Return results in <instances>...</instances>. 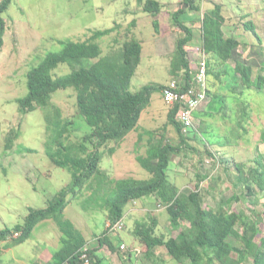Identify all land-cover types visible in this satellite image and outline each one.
I'll list each match as a JSON object with an SVG mask.
<instances>
[{"label": "trees", "instance_id": "1", "mask_svg": "<svg viewBox=\"0 0 264 264\" xmlns=\"http://www.w3.org/2000/svg\"><path fill=\"white\" fill-rule=\"evenodd\" d=\"M13 1H0V53L5 46L8 30L5 14ZM201 10L200 0H184L172 13L173 28L182 31L172 59L171 73L174 78L183 80L185 89L190 86L195 71L189 50L195 43L198 24L202 29L200 45L208 54L209 80L211 76L217 80L224 77L231 87L239 84L234 87L236 90H264V52L247 49L246 43L226 34L222 5L216 4L205 11L201 19L191 17V12ZM143 11L153 17L155 30L160 33L161 23L157 18L163 12V4L158 0H146ZM190 21L193 23L190 24ZM245 28L262 41L254 23H247ZM114 31V28L91 31L86 41L62 40V51L50 53L27 74L28 94L17 100L20 112L23 115L37 110L46 112V154L55 166L67 170L72 180L49 201L46 208H30L23 224L1 230L0 244L10 242L7 249L25 244L33 238L41 223L50 220L63 234L62 247L51 264H65L67 261L83 264L80 257L89 242L66 218V210L74 198L90 192L91 196L86 197L84 203L93 206V209H106L111 224L123 219L127 207L135 201L155 197L157 205L167 206L165 211L172 234L157 233L159 222L156 215H150V220L138 223L135 237L141 244L138 248L142 249L140 254L134 251L138 259L153 261L156 251L164 248L176 264H247L251 261L252 264H264V208L260 213L253 211L252 215L232 211L230 206L241 201L240 196L210 206L203 197L207 191L181 192L177 183L171 180L174 158L191 149V141L200 137L199 127L184 133L185 127L177 119V107L170 109L164 131L172 126L179 136V143L169 139L167 132L145 133L150 137L147 153L137 156V161L150 174V179L115 180L102 169L105 156L113 155L129 134L139 129L144 111L152 105L154 95L164 88L148 85L138 92L132 91L133 80L142 63L143 44L131 39L119 51L104 55L100 41ZM63 65L70 68V73L57 76L55 72ZM220 65L224 67L223 73L216 72V66ZM68 89L75 91L78 115L91 128V132L79 144L70 141L73 123L66 120L62 111L52 104L57 92ZM19 136L17 133L9 137L6 151L13 150ZM142 139L143 135H140L139 142ZM20 150L22 153L36 152L26 147ZM233 170L239 181L236 188L244 186L245 196L264 193L263 154L258 156L254 167L249 170L244 164H235ZM16 233H20L18 238L13 237ZM110 237L107 228L98 238L97 247L89 245L87 253L93 264H103L104 259L98 255L103 248L126 254L132 250L127 245L126 250L118 249Z\"/></svg>", "mask_w": 264, "mask_h": 264}, {"label": "rangeland", "instance_id": "2", "mask_svg": "<svg viewBox=\"0 0 264 264\" xmlns=\"http://www.w3.org/2000/svg\"><path fill=\"white\" fill-rule=\"evenodd\" d=\"M145 1H13L9 11L5 14L8 23L7 47L0 60V231L23 224L30 208H46L49 201L72 180L71 174L55 166L46 154V112L37 110L23 115L17 103L18 99L28 94L27 74L39 66L50 53L62 51L63 45L60 41L68 39L86 41L91 36V31L114 28L115 31L111 36L100 41L104 55L119 51L124 43L131 39L139 40L143 44L142 63L133 80V92H138L148 85L165 86L174 79L171 73L172 59L177 40L182 36V31L173 28L171 24L172 13L178 7L177 0H163L168 12H164L160 17V33L155 30L153 17L143 11ZM214 1L205 0L201 6L214 4ZM254 1L258 4L260 0ZM206 6L205 9H207ZM225 11L227 17L234 14L231 10L225 9ZM204 12L201 10L197 13V17L201 19ZM236 22L241 24L238 19ZM260 26L262 28L260 35L263 38L264 23L260 22ZM247 35L249 37L245 39L247 49L252 48L250 46L252 41L256 51L264 52V38L260 41L252 33ZM198 45L200 42L194 43L193 47ZM70 71L68 66L63 65L55 73L57 76H64ZM216 72L223 73L224 67L216 66ZM257 74L258 69L255 76ZM224 79V77L221 80H217L214 76L210 77V98L214 97L218 101L212 106V110H218L220 104L222 108L219 110L223 115L225 114L227 120L215 116L219 115L215 112L211 114L214 116L212 119L211 116H203L197 122L200 129L199 139L191 141V149L174 158L170 170L171 180L177 183L181 192L204 184L207 194L203 197L206 204L210 206H215L219 199H229L236 193L243 192L244 186L239 189L233 187L236 180L227 176L225 171L214 174L212 176L214 179L204 178L207 171L203 168L204 161L210 160L213 152H218L225 160L224 166L244 164L246 170H249L250 167H254L258 156L260 157L261 152L258 151V146L263 144V91L256 89L244 91L241 88L236 90L234 87H238L239 84L232 85L239 95V100L235 101V92L228 89V83L226 84ZM154 97L152 105L143 113L139 129L129 134L126 140L117 147L116 152L113 155H106L102 161L101 167L105 172L107 171L111 179H150V174L137 161V156H144L147 153L150 137L145 135L146 131H156L157 134L167 132L166 136L169 139L179 143V136L172 126L164 131L168 123L170 108L164 103L162 92L156 93ZM52 104L62 111L66 120L73 123L70 141L75 144L81 143L84 137L91 132V128L78 115L75 91L68 89L57 92ZM247 116L250 118L247 119ZM213 129L219 134L218 132L210 133L204 138L203 135ZM17 133L20 138L16 140L13 150L6 151L5 146L9 137ZM140 135H143L141 142H139ZM216 136L224 138L223 146L227 145V142L229 146L224 148L215 146L213 141ZM206 139L211 143L206 142ZM24 147L36 152L31 154L20 152V149L23 150ZM89 194L90 192H87L86 195L83 194L71 201L66 210V218L71 220L82 233H85L88 239L93 240L95 236H102L109 221L106 209H93L91 208L93 206L84 203L85 198L91 196ZM246 200L244 197L243 200L234 202L230 209L245 212L247 215H252L253 211L257 213L263 211L261 207L253 206L249 202L251 200ZM86 206L89 208L87 209ZM139 207L142 209L141 215H166L169 219L165 210H158L157 203L150 207V211H144L143 206ZM62 237L63 234L53 221L43 222L36 228L33 238L25 244L12 246L9 249L7 247L10 242L0 244V264H34L36 257L40 254H44L52 261L56 252L62 247ZM128 237V233L124 230L115 238L113 237V241L119 247L121 240L127 241ZM136 249L142 250L141 248ZM100 257L105 258L103 255ZM116 257L117 255H115V261L118 263ZM147 262V264L150 263L149 260ZM103 263L109 264L107 261ZM135 263L141 264L134 261ZM151 263L154 264V261L151 260ZM175 263V260H172L171 264Z\"/></svg>", "mask_w": 264, "mask_h": 264}, {"label": "crops", "instance_id": "3", "mask_svg": "<svg viewBox=\"0 0 264 264\" xmlns=\"http://www.w3.org/2000/svg\"><path fill=\"white\" fill-rule=\"evenodd\" d=\"M158 1H160L163 4V12H162V14L164 12H168V10L166 8V5L163 3L164 1L163 0H158ZM228 1H229L228 3L225 0H216V1H214L215 5L216 4H220V5L223 6V14H224V16L227 19L226 23H225V26H224V30H225V32H226V34L228 36L236 37L237 39H239L243 43L247 44L245 39H249L247 34L251 33V32H248L246 30V28H245L247 23H249V22L254 23L256 25V27H257L258 34L259 35L261 34L260 32H261L262 28L260 26V22L264 23V3H263V0H260L258 4H256V2L254 0H228ZM204 2H205V0L201 1V4L204 3ZM214 4H211V3L210 4H205L204 6H202V10L203 11L210 10V9L215 7ZM205 6L207 7V9H205ZM230 7H232V8L230 9ZM225 9L226 10H231L232 13L234 12V14L230 15V16L228 15V17H227V13H226ZM197 13H199V12H191L190 15H191V17H195L196 18L197 17ZM146 14H148V13H146ZM161 15L157 18L159 21H160ZM237 19H238V21L241 22V24H238L236 22ZM228 20H229V22H228ZM160 23H161V21H160ZM192 23L193 22L190 21V24H192ZM199 27H198L199 30L197 29L198 33L196 31V35H195L196 36L195 37V41H196L195 43L196 44L201 42L202 29L199 28ZM7 36H8V31H7V33L5 35V46H4L3 50H2V52L0 53V60H1L2 54L4 53V50L7 47V41H6ZM263 38H262V41H263ZM250 43H249L250 46L253 48L254 43L252 41ZM227 85H228V89H232L233 90L232 92H235L233 87L230 86V83H228ZM220 90L223 91L224 89L220 88ZM261 91H263V93H264V90H261ZM238 96H239L238 93L235 92V98H234L235 101H236V99L239 100ZM227 97H228V95H227ZM234 99H233V101H234ZM153 101H154V99H153ZM223 101H224V99L222 100V102ZM217 102H218L217 99L212 97L210 102H209V104H208V106L204 110L200 111L197 114V122H199V120L201 118H203V116H211V119H212L214 117L213 115H211L213 112H215L216 114H219V115H215V116L220 117V119L227 120V118L225 117V114L223 115L222 112H220V110H219L220 108H222V106H220V104H219L218 110H216V111L212 110V106L215 103H217ZM207 113H209V114H207ZM249 118L250 117L247 116V119H249ZM209 128H210V126L208 127V129ZM217 132H218L217 130L213 129L211 131H208L207 134H204L203 136H204V138H206L205 137L206 135H209L210 133H217ZM218 134H219V132H218ZM222 140L224 141L223 137L216 136L214 138L213 143L215 144V146H217V147L219 146L220 148L228 147L229 146L228 142H227V145L225 144L223 146ZM205 141L208 142V143H211L207 139ZM258 151L261 152L259 154H263L264 155V144L258 146ZM234 163H235V161H234ZM234 165H231L229 167L225 166L224 171L226 172V175L229 176L232 180L233 179L236 180L235 183L233 184V187L236 188V185L239 183V181H238V176L236 174V171L233 170V166ZM240 188H242V187L240 186ZM235 196H240L241 200H243V198L245 197V200L246 199L247 200H251L249 202H251L253 206L261 207V209L264 208V193L257 194L256 196H245L244 191L243 192L241 191V192L236 193L233 197H231L229 199H219V201H228V200L234 198ZM154 204H156V198L155 197L145 198L143 200L135 201V202H132L131 204H129V206L127 207V210H126L125 217H124L125 218V222L128 223V224H126L127 225L126 232L128 233L129 237H128L127 241L121 240V244H120L119 247H121L122 244H125L128 247H132V250L128 254H126V253H120V252L113 253L109 249L103 248L99 252L98 255H100V254L103 255V258L105 257L104 261L109 262V264H134V261H136L138 263H141V264H147L148 263L147 260H145V259H142V258L138 259L137 256L134 254L135 248H138V247L141 246L139 240L135 237V231L137 229L138 223H144V222H146V221L151 219L150 215H141L142 209H140L139 206H143L144 207V211H150V209H151L150 207H152V205H154ZM137 213L140 214V215H135ZM165 216L166 215H156L157 220L159 222L157 233L158 234L169 235V234H172L171 233V223L169 222V219L167 218V216L166 217ZM110 224H111L110 222L107 223V228L109 227ZM83 234H84L85 238L88 240L90 247H97V241H98L99 237L95 236V238L93 240H91V239H88L86 237L85 233H83ZM116 236H118V235H111L110 238L112 239V241L114 240L113 237L115 238ZM89 245H88V247H89ZM115 245L119 249L118 245L117 244H115ZM39 251H42V250L39 249ZM115 255H117L116 258H118L117 259L118 263L115 261ZM36 258H37L36 261H35L36 264L37 263H40V264H51L52 261H53V260L51 261L48 258H46V256L44 254H40ZM172 260L173 259L168 255L166 249H164V248H159L156 251V254H155L154 259H153L154 264H155V262H156V264H171ZM149 264H152L151 261H150ZM212 264H216V262L212 263ZM247 264H251V263L249 262Z\"/></svg>", "mask_w": 264, "mask_h": 264}, {"label": "built area", "instance_id": "4", "mask_svg": "<svg viewBox=\"0 0 264 264\" xmlns=\"http://www.w3.org/2000/svg\"><path fill=\"white\" fill-rule=\"evenodd\" d=\"M184 0H177V4L183 3ZM204 1V0H202ZM192 65L194 68V76L190 83V86L185 89L183 80L173 79L166 84L162 90V98L166 106L170 109H179L177 119L181 122L185 129L184 133L187 134L190 131L198 129L196 115L204 110L211 98L209 94V74H208V54L205 52L202 45L194 46L190 48ZM218 152H213L211 158L206 159L203 164V168L207 170L205 175L213 178L214 174L224 171L225 160L219 155ZM215 171V172H214ZM186 189V192H203L205 187L202 184L200 187L196 185L193 189ZM167 206L158 205L159 211H164ZM109 232L111 235H118L120 232L127 229L125 218L118 221L116 224L109 225ZM20 233H16L13 237H19ZM121 250H126V245H121ZM136 250V251H135ZM137 253H141L140 249H135ZM88 248L82 250L80 261L83 264H93L88 253ZM65 264H71L67 261Z\"/></svg>", "mask_w": 264, "mask_h": 264}, {"label": "clouds", "instance_id": "5", "mask_svg": "<svg viewBox=\"0 0 264 264\" xmlns=\"http://www.w3.org/2000/svg\"><path fill=\"white\" fill-rule=\"evenodd\" d=\"M252 262V261H251ZM252 264V263H251Z\"/></svg>", "mask_w": 264, "mask_h": 264}]
</instances>
